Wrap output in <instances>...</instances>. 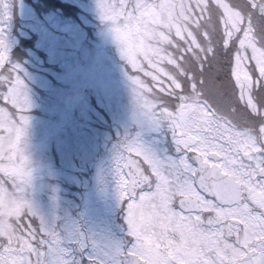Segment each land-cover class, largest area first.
Instances as JSON below:
<instances>
[{
  "label": "snow or ice",
  "instance_id": "snow-or-ice-1",
  "mask_svg": "<svg viewBox=\"0 0 264 264\" xmlns=\"http://www.w3.org/2000/svg\"><path fill=\"white\" fill-rule=\"evenodd\" d=\"M45 6L62 9L42 23L53 59L87 55L89 16L107 26L131 91L130 125L97 67V99L27 146L31 103L0 26V264H264V0ZM77 12L80 24L68 19ZM113 119L124 127L115 142L104 135ZM101 142L111 147L94 188L103 197L114 185L119 223L98 208L89 182L79 219L67 218L62 232L56 161L95 162ZM37 179L50 214L29 197ZM89 217L104 228L86 235L80 222Z\"/></svg>",
  "mask_w": 264,
  "mask_h": 264
},
{
  "label": "rangeland",
  "instance_id": "rangeland-1",
  "mask_svg": "<svg viewBox=\"0 0 264 264\" xmlns=\"http://www.w3.org/2000/svg\"><path fill=\"white\" fill-rule=\"evenodd\" d=\"M20 1L22 28H19V32L23 30H32L39 33L41 36L40 45H42L48 53L49 61L60 63L61 70L64 69V71H58V69L48 67L44 69L48 74L57 77L56 80L59 83L58 85L53 84L52 78L47 75L43 69L37 73H34L33 71L30 73L25 70L26 76L33 85L27 83L25 79L21 77L25 81V91L27 92L31 103V107L28 110L34 111L33 114H26L31 117L29 126L31 131L26 135V145L31 147V145L36 143L42 132L48 127L62 122L71 124L79 119L81 103L83 102V105L87 107L92 100L97 99L98 85L95 76V69L97 67H100L103 70L101 79L104 89L108 92H115L117 96L121 119L127 121L130 125V115L132 111L131 91L127 77L125 76V66H123V61L120 59L116 44L108 33L107 26L102 24L95 15L89 16V22L83 27L82 39L80 41V46L87 55L82 56L76 52L70 51L66 57L53 59L50 51L44 46L42 40V23L45 18L41 19L31 5L23 0ZM86 2L94 4L95 0H86ZM5 11L6 10L0 0V26L7 25V31L10 36L9 51H11L14 42L13 36L15 34H13L11 21L3 19ZM7 12L10 14L9 10H7ZM81 19L82 17L80 16V20ZM88 29L90 30L91 35H89ZM115 54L117 55V59ZM55 72H57V75L54 74ZM42 92H45L46 94L42 95ZM41 96H43L45 102L41 100ZM39 98L41 101H39ZM54 115L57 116L54 117ZM118 122L120 127H114L116 138L118 133L123 134L124 131L123 125L120 121ZM129 130L134 133L137 129L134 125H131ZM104 135L115 142L114 138L108 133V131L107 133H104ZM110 147L111 144L105 145L101 142L95 162L85 163L79 156H77L71 161V163H62L61 161L59 165L56 163L57 174L50 179L63 194L64 203L55 209L57 215L61 217L57 223L62 232L64 221L67 218L70 217L73 221L79 219L80 213L83 210L80 202L82 201L83 193L88 190L87 185L89 182H92L95 199L98 202V208L103 212L105 210V205H107V211L112 216L113 222L117 223L114 218L118 212L117 206L119 205L116 202L114 185L109 188L108 193L105 196L101 197L99 192L95 191L93 181V177L95 176L100 161L108 158L109 153L107 149ZM30 155L33 159H39L34 152H30ZM77 159L79 161H77ZM79 162L87 170H94L92 176L91 173H83L77 168L76 164ZM29 197L34 201L38 209L45 214H50L53 211L47 193L40 188L39 179L36 180L34 189L29 191ZM80 228L81 231L85 232L87 235L90 230L99 232L104 226L100 223L99 219L94 220L89 217L87 221L80 222ZM109 230L111 231V229ZM113 234L115 235L116 233L113 231ZM72 250L74 257L79 259L76 246H73Z\"/></svg>",
  "mask_w": 264,
  "mask_h": 264
},
{
  "label": "trees",
  "instance_id": "trees-1",
  "mask_svg": "<svg viewBox=\"0 0 264 264\" xmlns=\"http://www.w3.org/2000/svg\"><path fill=\"white\" fill-rule=\"evenodd\" d=\"M24 2H26L27 4L31 5L34 10L36 11V13L38 14V16L41 19H44L50 15L56 14V13H62V9L59 8H51V7H46V0H23ZM3 6L4 4H7L9 6V8L7 10L10 11V15H11V24L13 27V34H15L13 36L14 38V42L11 48L10 53L13 54V63H18L21 65L22 69H23V73L22 76L25 81L27 83H30L31 85H33V83H31L29 81V78L26 76L25 70L28 72H34L37 73L39 71H41V69H46L48 68H55L58 69V71H64L61 70L62 68L60 67V63H53L51 61H49L48 59V53L46 52V50L44 49V47H42V45H40V41H41V36L39 35V33H37L36 31H21L19 32V28H22V24H21V15H20V4L21 1L20 0H1ZM52 2L55 3H64V0H52ZM68 19H73L76 21V23H80V13L77 12L76 16L73 17H68ZM24 28V27H23ZM89 35H91L90 30L88 29ZM116 59H117V55L115 54ZM124 66V64H123ZM40 68V69H39ZM46 72L47 75H49L52 78V82L55 85H58V81L56 80V76L54 75H50L48 74V72L46 70H44ZM57 72H55L54 74H56ZM57 75V74H56ZM4 89L2 87H0V95L4 94ZM43 93V92H42ZM46 93L44 92L42 95H45ZM37 97V96H36ZM41 100L43 102H45V99L43 98V96H41ZM39 98V101H41ZM95 101V100H92ZM33 110H28L26 111V113L24 114H33ZM57 115H54V117ZM50 117V116H48ZM110 127L106 128L104 130V133H110L111 136L114 138V140L116 139L115 136V129L114 127L117 126V128L120 127L119 122L115 121V120H111L110 122ZM30 127L27 130V134L30 132ZM26 134V135H27ZM26 138V137H25ZM77 157V156H76ZM77 161H79L77 159ZM56 163L59 165L60 164V160H57ZM77 168H79V170L83 173L85 172H89L91 173V176L94 172L93 169H86L84 166H82L79 163L76 164ZM75 165V166H76ZM65 172V170H64ZM68 172V170H67Z\"/></svg>",
  "mask_w": 264,
  "mask_h": 264
},
{
  "label": "flooded vegetation",
  "instance_id": "flooded-vegetation-1",
  "mask_svg": "<svg viewBox=\"0 0 264 264\" xmlns=\"http://www.w3.org/2000/svg\"><path fill=\"white\" fill-rule=\"evenodd\" d=\"M118 212L116 214V217L114 218V220L119 223V206H117Z\"/></svg>",
  "mask_w": 264,
  "mask_h": 264
}]
</instances>
